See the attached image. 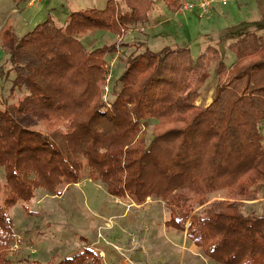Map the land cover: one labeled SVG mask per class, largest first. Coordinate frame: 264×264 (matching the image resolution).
I'll return each mask as SVG.
<instances>
[{"label": "trees", "instance_id": "trees-1", "mask_svg": "<svg viewBox=\"0 0 264 264\" xmlns=\"http://www.w3.org/2000/svg\"><path fill=\"white\" fill-rule=\"evenodd\" d=\"M166 1L174 11L184 3ZM152 9V0H108L101 10L73 13L65 26L47 21L22 38L1 30L16 76L0 109V264H42L8 256L18 234L12 207L29 205L39 190L62 196L86 180L141 207L148 199L164 204L166 229L186 234L207 258L264 264V202L247 203L264 198V35L247 34L230 45L236 62L217 67L207 107L197 101L219 57L214 47L195 61L186 47L153 52L143 42H125V53L135 51L115 76L107 104L101 93L106 57L118 46L89 51L82 38L98 29L136 30ZM196 68L206 73L189 90ZM31 116L44 118L50 131L28 127ZM214 195L247 197L197 211ZM88 260L101 263L90 249L47 264Z\"/></svg>", "mask_w": 264, "mask_h": 264}, {"label": "rangeland", "instance_id": "rangeland-1", "mask_svg": "<svg viewBox=\"0 0 264 264\" xmlns=\"http://www.w3.org/2000/svg\"><path fill=\"white\" fill-rule=\"evenodd\" d=\"M116 1L124 5L125 0ZM152 1L153 9L144 26L126 34L115 35L98 29L83 36V46L89 51L113 44L118 46L116 52L106 57L108 64L114 63L111 73H105V82L101 87L102 98L107 103L105 98L111 93L113 81L128 68L129 57L135 51L132 48L125 53L121 45L125 42H143L153 52L167 47H186L190 49L195 61L212 46L218 51L219 57L213 60L207 71L208 77L197 101V105L206 106L207 101L214 96L219 64L222 62L231 69L236 62V55L230 45L247 34L264 35V0H237L228 6L215 4L211 14L204 19L199 18L200 0H183L179 11L171 9L166 0ZM107 2L0 0V33L2 29L11 28L18 38H22L47 21L65 26L73 13L101 10ZM185 4L195 5L196 8L183 10ZM143 51L144 48L137 53ZM9 57V52L0 42V109L2 100L10 96L16 76L11 70ZM205 73L201 68L194 70L189 90L197 85ZM45 124L41 116H31L27 122L31 129L49 132ZM212 197L197 211L218 201L239 203L247 195ZM260 202H264V198L247 203ZM135 204L129 198L123 201L110 196L103 185L88 180L67 187L62 196L48 195L39 190L29 205L19 204L9 211L18 234L8 248V256L15 260L29 258L47 264L53 257L62 260L92 249L100 258V264H220L204 256L186 234L180 237L174 234L173 229H166L165 222L169 213L164 204L151 199L143 207ZM28 210L32 211L31 214ZM188 229L189 222L186 233ZM20 240L22 243L19 245ZM88 264L96 263L88 260Z\"/></svg>", "mask_w": 264, "mask_h": 264}, {"label": "built area", "instance_id": "built-area-1", "mask_svg": "<svg viewBox=\"0 0 264 264\" xmlns=\"http://www.w3.org/2000/svg\"><path fill=\"white\" fill-rule=\"evenodd\" d=\"M237 0H200L199 3V10H200V19L207 18L211 12L212 9L214 8L215 4H220L221 6H228L230 3L236 2ZM196 8L195 5L192 4H185L184 7L182 8L183 10H190ZM114 63V62H113ZM113 63L112 64H107L105 69H106V74L111 73V69L113 68ZM106 100V98H105ZM135 206H137L135 204Z\"/></svg>", "mask_w": 264, "mask_h": 264}, {"label": "crops", "instance_id": "crops-1", "mask_svg": "<svg viewBox=\"0 0 264 264\" xmlns=\"http://www.w3.org/2000/svg\"><path fill=\"white\" fill-rule=\"evenodd\" d=\"M211 102H212V100H208V101H207V105H206V106L210 105V104H211Z\"/></svg>", "mask_w": 264, "mask_h": 264}]
</instances>
